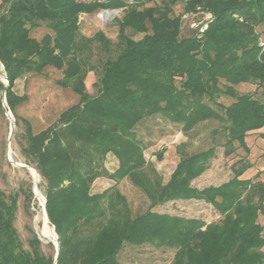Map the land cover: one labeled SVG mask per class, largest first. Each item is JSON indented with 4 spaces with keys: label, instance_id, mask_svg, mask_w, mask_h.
<instances>
[{
    "label": "trees",
    "instance_id": "1",
    "mask_svg": "<svg viewBox=\"0 0 264 264\" xmlns=\"http://www.w3.org/2000/svg\"><path fill=\"white\" fill-rule=\"evenodd\" d=\"M179 1L0 0V62L9 81L6 90L0 79V90L9 108L15 112L23 100L14 90L17 80L48 67L61 71L60 86L79 95L46 129L34 133L26 120L23 153L45 184L57 260L34 230L24 243L15 226L17 196L0 190V264H120L125 245L143 244L173 249L170 264H264V180L260 172L242 177L251 167L248 135L264 129V90L258 97L238 89L264 86V0H184L177 13ZM115 8L123 9L115 19L116 41L103 30L81 32L83 13ZM199 10L212 14L207 27L200 31L190 22L183 32L185 12ZM40 27L50 31L37 38L32 31ZM95 44L103 53L99 65L92 63ZM89 71L98 75L95 94L86 87ZM156 116L186 135L214 123L211 134L223 139L226 156L238 148L247 154L232 165L228 181L200 188L193 181L209 168L217 147L189 152L183 142L164 182L136 131ZM110 153L118 160L113 172L105 166ZM102 176L114 185L93 192ZM125 178L147 196L144 212L133 214L118 189ZM33 198L30 191V203ZM190 199L211 204L219 220L153 209Z\"/></svg>",
    "mask_w": 264,
    "mask_h": 264
},
{
    "label": "rangeland",
    "instance_id": "2",
    "mask_svg": "<svg viewBox=\"0 0 264 264\" xmlns=\"http://www.w3.org/2000/svg\"><path fill=\"white\" fill-rule=\"evenodd\" d=\"M81 1L90 2L94 0ZM183 6L184 0H180L175 7L176 12H183ZM108 12H110V16L106 14ZM199 12L200 14L185 12L183 32H187L188 24L191 21L195 19L203 20L204 16L206 17L202 13L204 11L199 10ZM122 15V8L103 9L90 14L83 13L80 16L81 32L86 36H92L98 30H103L109 38L116 41L118 26L115 23V19ZM259 29L263 31L262 26H259ZM48 31H50L48 28L40 27L34 29L32 35L40 38ZM139 37L137 36V38ZM261 41L264 43V33L261 35ZM94 48L95 55L92 58V63L99 65L98 60L103 56V53L96 44ZM4 75V68L0 62V78L2 80H5ZM61 77V71L48 67L43 74H28L18 79L14 90L16 94L23 96V100L17 104L15 112L9 108L4 90H0L2 100L0 106V190L7 196L10 194L17 196L15 226L24 243L27 244V239L32 229L42 241L43 250L48 254L56 251L54 244L56 240L54 237H50L52 233L47 229L43 221L44 208L42 203L46 199L45 184L41 176L38 178L30 172L28 167L21 166L19 163L35 168L34 164L29 163L23 153V147L26 144V120L30 122L33 132L37 133L56 122L62 111L79 101V95L76 92L57 83V80ZM97 79L98 75L96 72H88L85 83L87 90L91 94L96 93L94 83ZM256 88L250 84L238 87L241 92H253L256 96L262 97L264 86ZM220 100L226 104L231 102V99L225 97H221ZM4 106L7 110H11V116L6 115ZM214 126V123L208 122L186 135L181 130L180 125H176L162 116H156L146 119L137 127L136 131L138 137L147 145L145 149L147 160L154 165L164 182L169 179L179 162L180 153L178 147L183 142L187 143L185 148L189 152L204 150L215 145L217 147L216 155L211 159L209 168L193 181V185L202 188L207 185H219L232 178L234 175L232 165L240 157L247 154L242 148H238L234 154L226 156L222 145L223 139L218 138L215 140L211 134ZM11 128L12 134L10 135ZM263 137L264 130L253 131L248 135L247 143L254 148L255 143H258ZM247 157L250 160V152ZM252 158L254 159L253 156ZM105 166L109 172H113L118 167V160L113 154L110 153L108 155ZM256 169L251 163V167L242 177L252 178L260 172V178L264 180V167L262 170L259 169V171ZM34 175L36 176L37 186L34 182ZM112 185H114L112 179L102 176L94 181L92 191L100 192ZM117 187L127 197L133 214L144 212L149 207L150 202L145 193L128 178L121 180ZM30 191L33 193L37 191L42 197L36 192L38 199H36L34 193L35 198L30 203ZM153 209L190 218H201L206 222L217 221L220 217L219 212L211 204L195 199L170 201ZM173 256L174 250L170 248L156 247L150 244L140 246L125 245L119 253V261L120 264H170Z\"/></svg>",
    "mask_w": 264,
    "mask_h": 264
},
{
    "label": "crops",
    "instance_id": "3",
    "mask_svg": "<svg viewBox=\"0 0 264 264\" xmlns=\"http://www.w3.org/2000/svg\"><path fill=\"white\" fill-rule=\"evenodd\" d=\"M250 154V161L251 163H253L254 167L257 168L256 170H262V168L264 167V137L261 138L258 143H255L254 148L250 146ZM252 156L254 157V159L252 158Z\"/></svg>",
    "mask_w": 264,
    "mask_h": 264
},
{
    "label": "water",
    "instance_id": "4",
    "mask_svg": "<svg viewBox=\"0 0 264 264\" xmlns=\"http://www.w3.org/2000/svg\"><path fill=\"white\" fill-rule=\"evenodd\" d=\"M3 68H4V66H3ZM4 79L5 80H2L4 83H5V85H6V90H7V87H8V85H9V81H8V79H7V76L6 75H4ZM5 90V91H6ZM6 93V92H5ZM4 110H5V112H6V115L8 116V114H11V110H7L6 109V107L4 106ZM12 134V128H11V131H10V135ZM19 165H21V166H25V167H28V168H32V167H30L29 165H27V164H21V163H19ZM33 170H34V172H35V175L39 178V176H40V174H39V172L35 169V168H33ZM34 175V182H35V185H36V176ZM37 186V185H36ZM34 193H35V195H36V192L34 191ZM43 208H44V212H45V214H46V216H47V218H48V220H49V223L51 224V222H50V219H49V216H48V213H47V210H46V199H44V201H43ZM51 227L53 228V231H54V234H55V240L56 241H54V244H55V246H56V256H55V258H56V260H57V257H58V254H59V242H58V235H57V233H56V230H55V227L51 224ZM55 264H56V262H55Z\"/></svg>",
    "mask_w": 264,
    "mask_h": 264
},
{
    "label": "built area",
    "instance_id": "5",
    "mask_svg": "<svg viewBox=\"0 0 264 264\" xmlns=\"http://www.w3.org/2000/svg\"><path fill=\"white\" fill-rule=\"evenodd\" d=\"M202 13L206 15V17L204 16L203 20L195 19L191 21V24H190L192 28L198 29L200 31H203L207 27L208 22L212 19V14L208 12H202ZM198 14H200V12H198ZM261 44L264 45L263 41H261Z\"/></svg>",
    "mask_w": 264,
    "mask_h": 264
},
{
    "label": "bare ground",
    "instance_id": "6",
    "mask_svg": "<svg viewBox=\"0 0 264 264\" xmlns=\"http://www.w3.org/2000/svg\"><path fill=\"white\" fill-rule=\"evenodd\" d=\"M106 14H108V16H110V12H108V13H106ZM112 14V13H111ZM1 79V78H0ZM8 115H12V113L11 114H8ZM12 122H13V120H11ZM13 127V126H12ZM30 169V172L32 173V174H35V172H34V170H33V168H29ZM37 192V191H36ZM38 193V192H37ZM39 195H40V193H38ZM41 197H42V195H40ZM43 221H44V224H45V226L47 227V229L51 232V233H54V231H53V228L51 227V225L49 224V221L47 220L48 218H46L47 216H46V214L43 212ZM39 217V216H38ZM41 217V216H40ZM42 218V217H41Z\"/></svg>",
    "mask_w": 264,
    "mask_h": 264
}]
</instances>
